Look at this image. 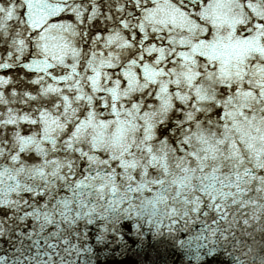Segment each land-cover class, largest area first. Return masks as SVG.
I'll return each instance as SVG.
<instances>
[{
	"label": "clouds",
	"instance_id": "obj_1",
	"mask_svg": "<svg viewBox=\"0 0 264 264\" xmlns=\"http://www.w3.org/2000/svg\"><path fill=\"white\" fill-rule=\"evenodd\" d=\"M0 264H264V0H0Z\"/></svg>",
	"mask_w": 264,
	"mask_h": 264
}]
</instances>
